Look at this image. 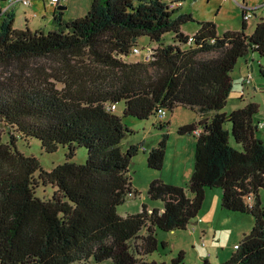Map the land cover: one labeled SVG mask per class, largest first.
I'll return each mask as SVG.
<instances>
[{"label": "trees", "instance_id": "obj_1", "mask_svg": "<svg viewBox=\"0 0 264 264\" xmlns=\"http://www.w3.org/2000/svg\"><path fill=\"white\" fill-rule=\"evenodd\" d=\"M51 6H57L55 28L48 32L15 29L13 9L0 17V121L12 132L9 144L0 143V264H166L147 260L167 246L157 231L186 230L214 189L222 191V209L254 220L225 264H264L260 105L223 113L239 60L264 57V20L248 35L242 9L240 31L220 36L208 21L189 36L182 29L194 16L167 0H92L85 17L69 20ZM170 33L173 44L166 45ZM142 37L159 46L146 62L127 61ZM48 58L59 66L43 77L33 64ZM260 74L264 78L263 68ZM179 107L200 118L178 129L195 138L188 186L155 179L148 196L163 208L150 211L144 204L140 213L122 217L118 208L139 194L129 172L145 145L124 144L135 134L125 120L148 121ZM165 121L160 130L168 128ZM19 139L38 141L47 154L63 147L67 160L46 171L38 158L19 151ZM168 140L162 135L147 153L148 168L162 171ZM79 149L87 152L83 164L73 161ZM39 183L52 189L50 198L37 196ZM184 263L181 252L169 264Z\"/></svg>", "mask_w": 264, "mask_h": 264}, {"label": "rangeland", "instance_id": "obj_2", "mask_svg": "<svg viewBox=\"0 0 264 264\" xmlns=\"http://www.w3.org/2000/svg\"><path fill=\"white\" fill-rule=\"evenodd\" d=\"M13 9L16 15L14 28L23 30L28 25L31 30L42 29L46 32L55 28L52 16L57 6H51L48 0H30L29 5L18 4L24 0H15ZM138 2L139 0H134ZM178 1L182 3L181 13H191L195 22H190L183 27L186 35L194 36L198 32V22H214L217 25L218 35L222 36L228 31H240L243 22V10L245 7L253 9V18L248 22L246 33L252 34L261 21L264 20V0H167ZM92 0H68L58 5V9L67 6L69 9L64 10L65 19L82 18L89 12ZM89 3V6H84ZM8 10V11H7ZM174 34L165 35L164 42L166 45L173 44ZM159 44L152 42L148 37H142L138 40L139 53L131 55L129 62H146L147 55L151 50L156 49ZM212 55H203L210 57ZM59 66L55 58L43 59L33 64L35 70H38L43 77L54 75V70ZM264 69V57L259 54H253L247 58L239 60L236 68L232 73L233 91L228 99V103L223 113L230 115L236 110L242 109L248 103L253 102L260 105V113L255 117L256 121H264V78L260 70ZM252 75L250 83L248 77ZM61 85H59V88ZM124 104H118L116 113L122 115ZM196 114L183 107L175 109L173 112L167 111V120L169 126L165 130L159 129L161 121L158 117H152L148 121H140L134 118L125 120V123L135 132L129 137L124 144H141L145 143L142 150L136 156L130 168L129 176L132 180L133 188L138 191V195L128 197L127 202L118 208V213L122 217L140 213L143 205H147L149 210L154 208L162 209L161 201H152L148 196V190L151 182L155 179H161L167 185L186 188L189 184L195 151V138L192 135H179L178 129L184 123H194ZM226 128L230 129L227 125ZM11 131L0 121V143L9 144L11 141ZM168 134V146L164 167L161 172L154 171L147 166V153L157 146L162 135ZM258 137L264 140V130L257 133ZM231 144L239 149L235 141L231 138ZM17 148L27 157H36L39 159L41 166L46 171H51L57 165L63 164L67 158V149L61 147L57 153L47 154L36 141H26L19 139ZM87 152L79 149L73 161L79 164L85 163ZM38 174L36 175V177ZM210 194L205 200L202 211L198 218L194 220L186 230L163 232L157 231V237L160 242H164L166 248L161 245V249L148 256V261L169 264L171 260L179 253H185L184 264H203L208 261L210 264H225L235 253L234 245L240 244L243 236L252 231L254 220L250 215L241 214L234 217H221L222 209V191L214 189L208 191ZM52 195V189L41 183L38 184L37 196L48 199ZM191 196V195H190ZM262 208L264 209V190L260 193ZM207 214L213 219V226L210 222L204 224L198 222L200 218ZM224 216V215H223ZM226 216V215H225ZM238 220L247 221L251 224L250 230L244 228L247 223H241ZM242 221V222H243ZM195 232H192V231ZM206 230V231H205ZM206 233V235H205ZM216 234V236L214 235ZM142 234H145L143 232ZM244 234V235H243ZM140 242V241H135ZM210 254L212 256H210ZM76 264H98L93 260L89 262H80ZM100 264H114L112 261H106Z\"/></svg>", "mask_w": 264, "mask_h": 264}, {"label": "built area", "instance_id": "obj_3", "mask_svg": "<svg viewBox=\"0 0 264 264\" xmlns=\"http://www.w3.org/2000/svg\"><path fill=\"white\" fill-rule=\"evenodd\" d=\"M48 1L51 3V5H59L60 3L65 2L66 0H48ZM15 2H16L15 0H10V2H8V0H7L8 4H4L3 7L0 5V17H2L3 14L6 12V10H5L6 7L8 9H10V8H13L14 6H16L17 4H15ZM18 4L29 5L30 0H24L23 2H20ZM168 4L172 9L180 6V4L176 3V2H170ZM244 10L247 11V12H244V20L249 21L251 18H253V15H254V14H252L253 9H248L247 7H245ZM192 40L193 39L191 38L190 41H192ZM136 53H139V49H134V54L136 55ZM151 54H152V51H150L149 55H147V57H146L147 60L150 59ZM251 78H252V75H250L248 77V83H250ZM159 118L162 121L167 120V111L161 110L160 114H159ZM257 128L259 131L264 130V121L263 120H260L257 122ZM248 203L250 205H252V200L249 199ZM192 232H195V231L193 230ZM238 249H239V245L235 246V250H238Z\"/></svg>", "mask_w": 264, "mask_h": 264}, {"label": "crops", "instance_id": "obj_4", "mask_svg": "<svg viewBox=\"0 0 264 264\" xmlns=\"http://www.w3.org/2000/svg\"><path fill=\"white\" fill-rule=\"evenodd\" d=\"M91 3V2H90ZM92 4V3H91ZM84 6H89V3L88 4H86V5H84ZM64 10H67V9H69L67 6H64ZM64 10H62V11H64ZM200 120V118H197L196 117V121L195 122H197V121H199ZM190 124H192V123H184L183 125H182V127L183 126H187V125H190ZM188 135H190V134H188ZM193 136V135H192ZM210 194H206V200L208 199L207 197L209 196ZM221 213V217H230L229 215H231V217H234V219H240V218H238V217H243V216H236V214H234V213H232V212H229V211H226V210H224L223 209V211H221L220 212ZM224 215V216H223ZM226 215V216H225ZM238 215H240V214H238ZM239 222H241V223H247V224H245L247 227L246 228H244V230H246V231H248V230H250V228H249V226H251V224L250 223H248L247 221H243V220H238ZM243 221V222H242ZM198 222H200V223H202V224H204V223H206V222H210V227H212L213 226V219H212V217L211 216H208L207 214H204L201 218H200V220L198 221ZM206 231V230H205ZM205 235H206V233H205ZM214 235L216 236V234L214 233ZM244 235V234H243ZM246 235V234H245ZM241 242V241H240ZM237 245H239V244H235L234 245V250H235V246H237ZM210 256H212L211 254H210Z\"/></svg>", "mask_w": 264, "mask_h": 264}, {"label": "bare ground", "instance_id": "obj_5", "mask_svg": "<svg viewBox=\"0 0 264 264\" xmlns=\"http://www.w3.org/2000/svg\"><path fill=\"white\" fill-rule=\"evenodd\" d=\"M168 3H170V2H176V3H179L180 5H182V3L181 2H178V1H167Z\"/></svg>", "mask_w": 264, "mask_h": 264}, {"label": "water", "instance_id": "obj_6", "mask_svg": "<svg viewBox=\"0 0 264 264\" xmlns=\"http://www.w3.org/2000/svg\"><path fill=\"white\" fill-rule=\"evenodd\" d=\"M65 8H60L59 10H64Z\"/></svg>", "mask_w": 264, "mask_h": 264}]
</instances>
